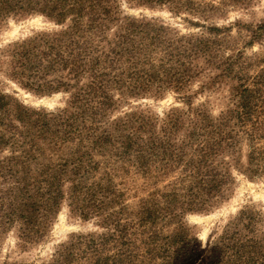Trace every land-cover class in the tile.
Masks as SVG:
<instances>
[{"label":"trees","instance_id":"trees-1","mask_svg":"<svg viewBox=\"0 0 264 264\" xmlns=\"http://www.w3.org/2000/svg\"><path fill=\"white\" fill-rule=\"evenodd\" d=\"M228 1L176 0L192 15ZM31 14L61 28L13 44V72L28 90L69 97L54 114L0 92V172L11 181L0 190V238L15 224L20 238L42 237L66 203L101 230L70 236L50 264L193 262L184 216L224 202L235 171L264 177V17L183 36L126 15L119 0H0V25ZM254 44L261 49L248 54ZM164 88L187 106L164 125L140 111L114 115ZM223 89L231 105L219 115L205 108L210 101L193 106L199 93ZM210 250L203 264H264V219L241 210Z\"/></svg>","mask_w":264,"mask_h":264},{"label":"rangeland","instance_id":"rangeland-1","mask_svg":"<svg viewBox=\"0 0 264 264\" xmlns=\"http://www.w3.org/2000/svg\"><path fill=\"white\" fill-rule=\"evenodd\" d=\"M202 4H219L220 0H196ZM123 12L136 18L146 17L149 20L159 22L169 27L174 35H207L206 27L233 26L237 21L243 23H256L264 17V0H242L237 4L228 1L220 10L209 13L208 10H200L203 13L192 15L185 10L181 3L176 0L166 2L163 5L149 8L145 6H130L126 0H119ZM61 26L48 21L43 15L31 14L21 17H10L6 23L0 25V92L12 96L21 105L37 111L57 114L67 107L69 94L59 90L54 92H33L21 85L14 71L12 58V45L22 43L24 40L34 37L40 32H51L60 29ZM235 30V27H233ZM234 33V31H233ZM261 49L260 45L254 44L247 48L246 52L252 54ZM193 85V89H196ZM162 94L157 96L147 95L136 99H130L124 103L121 109L114 113L115 116L123 112H144L147 119H155L157 126L164 125L168 116L176 115V109H187L181 96L164 88ZM228 91L223 89L219 93H199L194 98L193 106L210 101L205 108L214 116L222 113L231 104L228 102ZM210 99V100H208ZM7 150L3 155L9 154ZM0 190L8 187L11 181L1 176ZM234 178L228 198L213 209L204 213H188L184 216L185 221L193 226L195 235V257L189 264H203L210 258V250L213 242L220 236L226 225L241 210H251L260 213L264 219V177L250 179L245 175L233 172ZM7 180V181H6ZM3 193L0 192V196ZM134 208L137 204L133 205ZM18 225L0 238V264H50L60 245L66 243L70 236L88 234L100 231L94 220L82 221L71 215L66 203L61 207L54 221L49 223L44 230V236L40 238H20L17 233H22ZM23 234V233H22ZM24 235V234H23Z\"/></svg>","mask_w":264,"mask_h":264}]
</instances>
